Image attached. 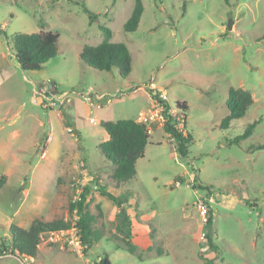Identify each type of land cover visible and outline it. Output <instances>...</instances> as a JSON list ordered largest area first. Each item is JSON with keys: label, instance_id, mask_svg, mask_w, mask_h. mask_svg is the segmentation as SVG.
Here are the masks:
<instances>
[{"label": "rangeland", "instance_id": "obj_1", "mask_svg": "<svg viewBox=\"0 0 264 264\" xmlns=\"http://www.w3.org/2000/svg\"><path fill=\"white\" fill-rule=\"evenodd\" d=\"M135 2L0 0V177L7 178L0 246L16 215L20 226L69 219L68 204L84 185L91 186L92 210L100 204L104 213L97 223L104 235L87 255L44 235L36 258L0 253V264H94L104 256L111 264H204L210 210L215 263L264 264V0H142L138 29L128 32ZM83 4L95 13L93 22ZM101 25L130 50L126 78L116 68L94 70L80 57L84 45L104 39ZM40 29L59 32L58 55L24 72L13 35ZM231 87L250 90L254 103L223 129ZM151 91L167 95L172 123L193 137L188 154L175 151L164 120L147 122L150 140L136 177L116 186L114 166L100 150L107 139L100 122L143 120L155 109ZM177 101L187 103L186 118ZM258 119L250 137L232 142ZM96 177L126 199L129 236Z\"/></svg>", "mask_w": 264, "mask_h": 264}, {"label": "trees", "instance_id": "obj_2", "mask_svg": "<svg viewBox=\"0 0 264 264\" xmlns=\"http://www.w3.org/2000/svg\"><path fill=\"white\" fill-rule=\"evenodd\" d=\"M83 8L92 16L91 22H93L96 17L95 13L90 11L85 4H83ZM143 12L142 0H136L124 29L128 32L136 31ZM100 29L104 33V39L97 45H84L80 53L81 59L94 70L111 71L116 68L122 77H128L132 71V58L128 46L123 42L112 41L113 31L111 28L101 25ZM59 38V32L52 30L40 29L32 33L17 32L12 38L13 56L24 72L42 69L50 59L58 55ZM261 39H264V34ZM150 95L153 100H156V94L151 91ZM253 103L254 98L250 90L242 87H231L226 100L229 113L222 119L220 127L227 129L233 120L243 118ZM175 106L180 111L179 114L186 118L187 103L177 101ZM168 110L169 105L166 104L163 111L166 117L162 125L163 130L173 141L175 151L181 156H187V146L193 137L189 132L181 131L172 123V117L168 114ZM260 121L261 119H258L249 123L244 133L235 137L232 142L239 143L241 140L250 137ZM100 126L108 135V138L100 144V150L103 156L113 164L114 170L111 178L116 186H120L136 177V163L144 157L150 140L149 129L145 123L135 119L102 120ZM262 147V145L257 146L258 149ZM6 180V175L0 177V189L5 185ZM95 183L100 194L117 205L119 216L123 218V224H125V228L119 227V230L129 236L132 223L125 207L126 199L109 191L105 185L100 183L98 177H96ZM81 188L79 195L68 204L69 219L44 220L43 218H35L28 228L11 223L8 228L9 241L1 244L0 253L3 255L17 252L26 257L36 258L42 233L69 229L74 226L83 246V253L87 255L89 250L104 235V228L97 225L104 213L100 204L95 205L97 212L92 210L91 203L94 202V197L90 196L91 186L84 185ZM204 188H208V186L206 185ZM208 215L204 235L210 251L204 254V264H216V255L211 256L212 252H216L218 249L213 239V213L211 210ZM94 264H111V260L108 256H104Z\"/></svg>", "mask_w": 264, "mask_h": 264}, {"label": "built area", "instance_id": "obj_3", "mask_svg": "<svg viewBox=\"0 0 264 264\" xmlns=\"http://www.w3.org/2000/svg\"><path fill=\"white\" fill-rule=\"evenodd\" d=\"M157 98L155 101V109L154 112L152 111L151 115H147L145 117H143V120H141V122L145 123L147 125V122H152L156 119H159L161 121H165L166 117L163 114V111L165 110L166 104H168V97L165 93H157ZM106 96V94L102 95V97ZM63 95L59 98H62ZM61 102V101H60ZM143 116V115H142ZM172 118H174L173 122H176V119L173 115H171ZM171 118V119H172ZM163 121V123H164ZM162 123V125H163ZM69 131H72L73 129L71 127L68 128ZM204 216L207 215V208L204 207ZM209 216V215H208ZM207 216H205V224L207 222ZM44 235H49V237L51 239H53L54 237L56 238H63L67 241L68 245L73 248L75 251L81 253V251H83V246L81 244L79 235L77 233V229L76 227H71L69 229H64V230H58V231H46L44 233L41 234V238ZM40 245V244H39Z\"/></svg>", "mask_w": 264, "mask_h": 264}, {"label": "crops", "instance_id": "obj_4", "mask_svg": "<svg viewBox=\"0 0 264 264\" xmlns=\"http://www.w3.org/2000/svg\"><path fill=\"white\" fill-rule=\"evenodd\" d=\"M56 97H61V96H56ZM41 125L43 126L44 125V123L43 122H41ZM107 138H108V135H107ZM50 139V138H49ZM49 139H48V141H49ZM34 220V219H33ZM32 220V221H33ZM14 221H15V224H19L20 223V220L17 218V215L15 216V218H14ZM32 221L29 223V225L28 226H21V227H24V228H28L30 225H31V223H32ZM20 226V225H19Z\"/></svg>", "mask_w": 264, "mask_h": 264}, {"label": "water", "instance_id": "obj_5", "mask_svg": "<svg viewBox=\"0 0 264 264\" xmlns=\"http://www.w3.org/2000/svg\"><path fill=\"white\" fill-rule=\"evenodd\" d=\"M231 27H232V21H231V23L228 25V28H229V29H231Z\"/></svg>", "mask_w": 264, "mask_h": 264}]
</instances>
